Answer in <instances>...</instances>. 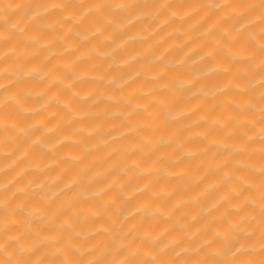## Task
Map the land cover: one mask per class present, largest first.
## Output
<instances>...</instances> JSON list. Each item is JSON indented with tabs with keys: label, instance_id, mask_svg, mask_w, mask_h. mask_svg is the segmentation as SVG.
<instances>
[{
	"label": "bare ground",
	"instance_id": "bare-ground-1",
	"mask_svg": "<svg viewBox=\"0 0 264 264\" xmlns=\"http://www.w3.org/2000/svg\"><path fill=\"white\" fill-rule=\"evenodd\" d=\"M0 264H264V0H0Z\"/></svg>",
	"mask_w": 264,
	"mask_h": 264
},
{
	"label": "clouds",
	"instance_id": "clouds-1",
	"mask_svg": "<svg viewBox=\"0 0 264 264\" xmlns=\"http://www.w3.org/2000/svg\"><path fill=\"white\" fill-rule=\"evenodd\" d=\"M240 54L238 53L237 56H239ZM11 99H14V97H10Z\"/></svg>",
	"mask_w": 264,
	"mask_h": 264
}]
</instances>
